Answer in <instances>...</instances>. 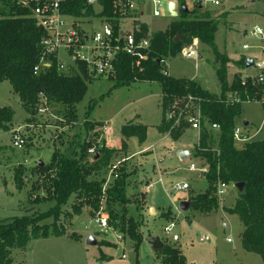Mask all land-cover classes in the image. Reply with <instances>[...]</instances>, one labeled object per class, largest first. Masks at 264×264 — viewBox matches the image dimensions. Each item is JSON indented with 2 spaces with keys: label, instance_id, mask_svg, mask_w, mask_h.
Wrapping results in <instances>:
<instances>
[{
  "label": "rangeland",
  "instance_id": "rangeland-1",
  "mask_svg": "<svg viewBox=\"0 0 264 264\" xmlns=\"http://www.w3.org/2000/svg\"><path fill=\"white\" fill-rule=\"evenodd\" d=\"M168 1L164 0L165 15L156 17L150 6H145L147 14L141 17L151 32L165 30L172 21L177 19L169 14ZM215 5L212 0H178L179 9L182 5L190 10V18H199L204 12L217 14L227 13L226 16H214L219 21V30L216 34V46L220 53L221 62L226 61L230 80L235 74H255L253 66L239 65L236 62L242 58L264 60V54L258 46L263 43L251 35L255 26L264 28V1L263 0H220ZM200 4V5H199ZM97 11L100 3L95 5ZM193 10H196L193 12ZM193 12V13H192ZM102 21L95 17L90 24L82 23L89 30L99 28ZM131 21H127V28ZM251 47L244 49V44ZM187 46L196 47L198 58H188L182 52L166 59L169 75L175 78L194 79L202 88L217 97L222 96L220 81L216 72L215 54L211 46L199 38H194ZM65 55V53L63 52ZM202 56V57H201ZM226 57L228 60L222 59ZM257 58V59H256ZM143 68V65L139 67ZM116 79L94 77L88 81V90L83 100L76 105H66L55 102L46 97H39L36 109L28 112L22 104L12 84L5 80L0 82V107L7 106L14 112L13 121L8 129L0 126V221H10L26 214H39L54 207L56 200L46 195L43 180L38 182L39 176L32 168L40 162L52 161L53 153L70 157H80L84 144L92 140V147L88 149L89 158L107 145L103 138L104 127L108 126V145L116 150L108 168L99 172V178L104 177V191L114 182L116 176L112 174V166L124 168L128 174L127 193L130 203L126 205L129 215H133L141 226L140 230L149 237L143 240L135 249L134 241L129 235L119 232L114 226L102 229L93 219L100 211L108 215L110 208L104 196L100 199V207L94 210L86 205L80 215H73V204L78 203L76 196L71 197L62 206L63 213L54 220L48 218L41 223H54L66 235L50 239H41L31 243L26 251L15 250L12 254V264H28L26 256H122L126 254L131 264H148L154 258L163 256L162 248H156L150 243L153 236L160 237L161 241L176 244L182 249L183 255L190 264H264L261 255L246 251L241 242L240 233L244 225L238 215L226 211L233 207L238 195L233 185H228L226 194L219 197V209L212 213L191 208L182 211L180 204L192 195L205 192L209 183L199 172L189 171V165L199 163L192 156L181 159L178 156V147L188 148L195 153L199 140L198 131L184 129L178 139L172 133H159L158 124L162 120L160 106L162 86L158 81H134L130 85L114 87ZM242 112L237 118V124L246 126L255 136V140L264 138V105L261 102H246L242 104ZM76 107L77 117L68 122L67 111ZM44 108L45 111L40 109ZM141 122L148 126L147 138L141 142L137 137L128 140V147H122L123 134L121 127L127 123ZM140 123V124H141ZM18 131L26 140L23 147H15L12 143L13 134ZM140 143V144H139ZM148 146L144 150L140 145ZM19 166L24 181L22 189L17 187L15 175ZM162 172V173H159ZM152 177V178H151ZM161 177V178H160ZM151 178V179H150ZM154 181L152 189L146 191L148 204L155 209L152 213L145 201V188ZM153 179V180H152ZM178 183H188L189 189L178 191ZM41 186L38 187V185ZM191 200V199H190ZM113 206L112 204H109ZM137 206H143L140 210ZM123 208L115 207V210ZM143 210L145 211L143 213ZM149 210V211H148ZM122 211V209H121ZM171 214L166 218L165 215ZM176 222L171 234H167L165 226ZM228 223V226H224ZM79 236L73 237L70 234ZM177 234L178 242L173 240ZM201 235H208L209 240L202 241ZM94 238L95 243L89 240ZM227 238H232L228 241ZM87 253H86V248ZM36 264H44L36 261Z\"/></svg>",
  "mask_w": 264,
  "mask_h": 264
},
{
  "label": "trees",
  "instance_id": "trees-1",
  "mask_svg": "<svg viewBox=\"0 0 264 264\" xmlns=\"http://www.w3.org/2000/svg\"><path fill=\"white\" fill-rule=\"evenodd\" d=\"M102 6L100 16H114L113 0H99ZM200 5V4H199ZM64 11L74 16H93L97 13L93 5L86 0H67ZM196 10H193L195 12ZM192 12V13H193ZM190 10L182 8L179 17L172 21L163 31L150 34L151 50L149 60L142 63L140 69L133 64V57L123 54L117 64L114 87L130 85L134 81H158L162 86L164 99L163 119L158 129L162 133L170 132L178 139L184 129L189 128L186 123L173 127V121L164 117L168 95L184 96L188 94L199 95L204 98L202 113L203 127L199 133V140L195 147L194 157L200 164L208 165L209 172L205 174L209 187L205 192L191 196L194 201L192 208L204 213H212L219 209L217 194L219 183L233 185L238 195L233 207L226 211L236 214L241 219L244 230L241 233L242 246L246 251L261 255L264 261V138L251 140L239 145L233 138V130L237 125V118L242 112V104L227 105L218 100L194 79L175 78L163 73L164 65L158 58L176 56L182 48L190 44L194 38L207 42L216 60V72L220 81L222 95L228 91L238 90L245 96V89L249 84L250 93L254 92L250 85L251 78L247 79V86L242 83V74H235L230 80L226 61L221 62L222 55L216 46V34L219 30V21L210 12H204L199 18H190ZM98 15V14H97ZM226 16L221 13L219 16ZM141 31L138 36H147L149 27L140 22ZM45 31L37 24L32 15V5H23L18 0H0V82L8 80L22 101L28 112L36 109L40 95L49 100L60 102L69 106L76 105L84 99L88 90L90 77L86 67L81 66V73L69 75L59 70L57 60L53 59L50 68L35 73L34 68L42 55L41 40ZM181 34L179 42L175 38ZM224 60H228L225 56ZM242 58L236 63L246 65ZM165 96V97H164ZM14 112L7 106L0 107V126L8 129L13 121ZM77 117L76 107L68 109L67 119L72 122ZM207 124L217 123L218 130H212ZM122 147H128V140L137 137L141 142L147 138L148 126L138 123L122 125ZM92 140L84 144L80 157H70L60 154L58 150L53 153L49 163H37L32 171L39 176L38 182L44 181L43 188L49 199L56 200L54 207L39 214H26L10 221H0V264H12L13 252L29 247L31 241L51 236L66 234L56 227L54 223H41L50 217L57 220L63 213L62 206L76 196L78 203H74L73 215H80L86 205L95 211L100 207V199L104 196L110 208L109 226H114L134 241L135 249L143 241L144 234L140 230V222L129 213L126 205L131 201L127 193L128 174L124 168L118 169V176L113 184L104 191L105 178H99V172L111 165L116 150L103 145V147L89 158L88 149L92 147ZM22 166L15 175L17 187L22 189L24 181L21 174ZM243 184L237 187L236 184ZM41 184L38 185V187ZM112 204L113 206L109 205ZM122 206V211L115 207ZM143 206H137L141 212ZM170 213L165 215L170 217ZM78 237V234H70ZM161 264H190L183 255L182 249L176 244L164 241L160 250ZM109 259L100 256L99 260ZM138 264V263H137Z\"/></svg>",
  "mask_w": 264,
  "mask_h": 264
},
{
  "label": "built area",
  "instance_id": "built-area-1",
  "mask_svg": "<svg viewBox=\"0 0 264 264\" xmlns=\"http://www.w3.org/2000/svg\"><path fill=\"white\" fill-rule=\"evenodd\" d=\"M23 5H32V15L36 19L37 24L45 31L41 40L42 55L39 63L34 68L35 73L50 68L53 59L57 60L60 71L75 75L81 73V66H85L90 77H107L111 78L116 75L117 64L121 55L126 54L133 57V64L141 66L142 63L149 60V51L151 50V32L147 36H138L141 31V17L147 14L145 6H150L154 16H164L163 3L164 0H113L114 16H100L99 11L93 16H74L64 11V5L67 0H18ZM178 0L168 1L169 14L172 17H179L180 10L187 8L182 5L179 9ZM264 1V0H263ZM88 5H95L99 0H86ZM174 3V8L170 11V4ZM215 5H220V0H212ZM96 9V8H95ZM174 11V13H172ZM98 14V15H97ZM98 17L102 23L99 28L89 30L83 27L82 23L90 24L91 20ZM131 21V26L127 28V21ZM145 23V22H143ZM149 27V26H148ZM251 35L258 38L263 45L261 53L264 54V28L255 26L251 30ZM251 45L246 43L244 49L250 48ZM65 53V55L63 54ZM184 56L188 58H198L199 52L196 47L184 46L182 51ZM257 59V58H256ZM164 65L163 73L169 75L167 69L166 58H158ZM253 67L257 69L255 74L242 75V83L247 86V79L251 78L250 85L254 92L250 93L249 84L245 89V96L240 94L238 90L228 91L225 95L218 97V100L227 105L244 104L246 102H261L264 105V60H254ZM166 101V109L164 117L167 121H173V127L183 122L189 128L200 133L205 119L202 113V103L204 98L199 95L188 94L184 96H174L170 98L168 95ZM44 97V95H40ZM165 97V96H164ZM161 105H164L162 96ZM45 111L44 108L40 109ZM205 125L212 129L218 130L219 125L212 123ZM107 128L104 133L108 134ZM255 133L247 130L245 125L237 124L233 130V138L239 145L254 140L252 137ZM13 146L23 147L26 140L22 134L16 131L12 138ZM112 174L118 176L117 165L112 166ZM188 169L190 171H198L205 175L209 172L208 165L192 162ZM154 183L147 184V190L151 189ZM188 183H178L175 189L178 191L189 189ZM228 184L219 183L217 194L222 197L226 194ZM102 229H108L109 217L101 211L96 214L93 219ZM176 222H171L165 226L167 234H171ZM180 237L173 234V240L178 241ZM202 241L209 240L208 235H201ZM232 241V238H227Z\"/></svg>",
  "mask_w": 264,
  "mask_h": 264
},
{
  "label": "crops",
  "instance_id": "crops-1",
  "mask_svg": "<svg viewBox=\"0 0 264 264\" xmlns=\"http://www.w3.org/2000/svg\"><path fill=\"white\" fill-rule=\"evenodd\" d=\"M251 1H255V0H251ZM200 57V56H199ZM202 57V56H201ZM252 67V66H251ZM162 96H163V93L161 94V99H162ZM160 106H161V109H162V119H163V108H162V105H161V101H160ZM161 122H162V120H161ZM135 123V122H134ZM141 122H138V124H140ZM142 124V123H141ZM161 124V123H160ZM248 124H249V122H248ZM159 125V124H158ZM244 125H245V123H244ZM108 126L109 125H107V126H105L104 127V129L106 130L107 128H108ZM245 126H247V125H245ZM159 133L162 135V138H163V134L159 131ZM104 139H105V142L107 143V146L108 147H111L110 145H108V139H109V136H108V134L106 133L105 135H104V137H103ZM133 138V137H132ZM121 141H122V139H121ZM140 144V143H139ZM143 145H140V147H139V149H137V150H144V149H146V148H148L149 149V147L148 146H145L144 144L145 143H142ZM121 145V144H120ZM120 145L118 146V148H121L120 147ZM177 150L179 151V150H189L190 151V155L189 156H192V157H194V153H193V155H192V151L190 150V149H188V148H184V147H178L177 148ZM186 158V157H185ZM195 158V157H194ZM195 159H197V158H195ZM198 160V159H197ZM200 163V162H199ZM190 171V170H189ZM192 172H197L198 173V171H192ZM159 173H162V172H159ZM200 173V172H199ZM199 176L200 177H202V176H204L203 174H199ZM152 178V177H151ZM150 178V179H151ZM161 178V177H160ZM150 179H149V181L147 180V182H149L150 183ZM153 180V179H152ZM151 182H153L154 183V181H151ZM154 185H155V183H154ZM154 187V186H153ZM152 187V188H153ZM151 188V189H152ZM142 191H144L145 192V195H144V201H145V203H146V205H147V207H148V209L149 210H151L152 211V213H156V211H155V209L154 208H152L149 204H148V202H147V199H146V191H147V186H146V190H145V188H143L142 187ZM193 196V195H192ZM191 198V197H190ZM190 198L189 199H187V200H190ZM148 210V211H149ZM145 211L143 210V213H144ZM224 226H228V223H224ZM242 233V232H241ZM240 233V234H241ZM66 234H64V235H60V236H51V237H49V238H45V239H50V238H52V237H56V238H59V237H62V236H65ZM79 236V235H78ZM149 237H147V236H145V234H144V238H143V240L145 241V240H147ZM240 238H241V235H240ZM44 239V238H43ZM37 240H41V239H36V240H33V241H31L30 242V244H29V247H31L30 245H31V243H33V242H35V241H37ZM179 241V240H178ZM178 241H176V242H178ZM86 248V247H85ZM87 248H86V253H87ZM99 258H100V256H69V255H66V256H48V255H46V256H28V259H27V256H26V261H27V263L28 264H36V261L38 260V261H40V262H42V263H44V264H131L129 261H125L127 258H128V256H126V254H123L122 256H108V258L109 259H105V260H99ZM148 264H161V257H159V259L157 258V257H155L154 258V262H149Z\"/></svg>",
  "mask_w": 264,
  "mask_h": 264
},
{
  "label": "water",
  "instance_id": "water-1",
  "mask_svg": "<svg viewBox=\"0 0 264 264\" xmlns=\"http://www.w3.org/2000/svg\"><path fill=\"white\" fill-rule=\"evenodd\" d=\"M175 4L172 2L170 4V11L174 8ZM185 10L188 11L187 8H185ZM172 13H174V11H172ZM181 38V34H178V36L175 38V42H179ZM254 65V59L252 58H247L246 59V67L247 68H250L251 66ZM245 125H248V122H245ZM190 155V151L189 150H179L178 151V156L181 158V159H184L185 157L189 156ZM40 163H43V162H40ZM243 184L241 183H237L236 186L237 187H240L242 186ZM194 205V201L193 200H184L181 202L180 204V209L182 211H188L190 210ZM94 238L91 237V239L89 240L90 242L92 243H95V240H93ZM150 243H152L156 248H163L164 246V243L161 241L160 237L158 236H153L150 238Z\"/></svg>",
  "mask_w": 264,
  "mask_h": 264
}]
</instances>
